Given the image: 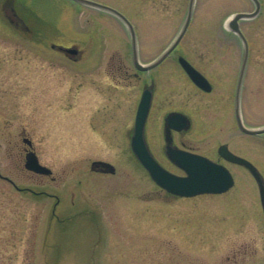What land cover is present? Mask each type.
<instances>
[{"label":"rangeland","instance_id":"obj_1","mask_svg":"<svg viewBox=\"0 0 264 264\" xmlns=\"http://www.w3.org/2000/svg\"><path fill=\"white\" fill-rule=\"evenodd\" d=\"M19 1L37 33L12 30L0 0V172L17 186L0 177V264H222L227 255L237 260L226 264H264L258 187L242 166L217 152L227 144L264 172V134L243 133L235 121L244 44L228 26L235 13L254 11V1L195 0L181 43L154 68L146 134L155 157L183 173L167 158L163 138L167 112L182 110L192 120L182 139L226 164L236 178L235 195L190 198L169 196L133 156L130 135L144 86L131 79L116 87L96 62L113 59L117 68L135 69L127 24L76 0ZM99 2L132 23L140 59L147 62L174 41L190 0ZM261 3L258 16L241 21L249 42L241 113L253 128L264 127ZM72 45L82 61L57 47ZM180 54L208 77L212 92L189 81L177 63ZM24 137L51 175L25 168ZM94 160L112 163L116 172H95Z\"/></svg>","mask_w":264,"mask_h":264},{"label":"water","instance_id":"obj_2","mask_svg":"<svg viewBox=\"0 0 264 264\" xmlns=\"http://www.w3.org/2000/svg\"><path fill=\"white\" fill-rule=\"evenodd\" d=\"M85 3L97 5L101 8L109 10L119 17H121L130 27L133 37V48H134V61L137 68L142 70L151 69L161 63L172 51L177 47L182 38L184 37L189 24L192 19L193 7L195 0H190L189 12L186 22L178 34L173 43L161 54V56L148 66L142 65L138 60L137 40L134 27L131 22L121 13L115 9L98 3L93 0H78ZM255 2V10L253 12H238L234 14L228 26L230 30L236 33L243 41L245 47V57L240 74L238 90H237V119L240 129L248 134H260L264 132L263 128H249L246 127L241 118L240 114V92L242 87V81L245 73L246 63L249 53L248 40L240 27V20L249 19L256 17L261 9L259 0H253ZM69 53H77L76 49L66 48ZM181 66L187 72L191 80L201 89L205 91L212 90V84L206 78V76L199 71L186 57L183 55L178 58ZM152 102V92L146 89L141 97L134 126V134L131 138V148L141 162V164L147 169L151 178L167 192L176 196H195L203 193H222L227 191L234 183V178L230 170L223 164L215 162L210 158L194 154L185 150H181L173 146V135L172 131L175 130H187L191 126L190 118L179 111H173L167 114L165 117V141H166V155L168 158L181 169L184 170L185 175H177L165 167H163L152 155L145 138V125L148 118ZM25 142L32 146V141L25 138ZM219 154L227 161L237 163L247 167L258 182L260 189V196L262 204L264 206V180L260 171L257 167L248 159L233 153L227 145H221L219 147ZM92 169L99 170L106 173H115V166L107 161L95 160L92 162ZM25 167L33 172L50 175L52 170L45 165H42L36 152L31 149L27 151L25 158Z\"/></svg>","mask_w":264,"mask_h":264},{"label":"flooded vegetation","instance_id":"obj_3","mask_svg":"<svg viewBox=\"0 0 264 264\" xmlns=\"http://www.w3.org/2000/svg\"><path fill=\"white\" fill-rule=\"evenodd\" d=\"M4 3L9 9L8 10L9 11L8 20L7 21L12 26L11 29L14 30V31H17L19 34H21L23 36L26 35V37L30 36V35L34 36V34L37 33V32H36L35 28L32 25H35L36 22L33 19H27L22 14L24 3H21L19 0H4ZM17 4L21 8H19ZM72 47L76 48V46H74V45H72ZM173 53L170 56H168L162 63H160L159 67L161 65H163V63H165V61L169 57H171L173 55ZM68 57H70V59L72 61H75V62L82 61V53H81L80 50H78V53H76V54H68ZM156 58H153V59H151V60H149L147 62H143L140 59V62L142 64H144V65H148V64L152 63ZM96 62L97 63H103V66L105 68L103 70V73H105V77L107 78V80L110 81V83L112 85L115 84L116 87H119V86L124 87V83H128V81H130L131 79L132 80L134 79L137 82H139L140 84H142L144 86V88H149L152 91L153 100H154L155 95H156V91H155V85H156V80L155 79L156 78H155V75H154V72H155L154 68H152L150 70H140V69L135 68L134 70L131 71L129 69H125L124 67H122V65H118V68H117V66L113 62V59L112 60H108V59H102L101 58L100 60H96ZM177 63L180 66L178 60H177ZM118 64H120V63H118ZM114 67L117 68V69L114 70ZM189 81H191V80L189 79ZM235 102H234V104H235ZM151 108H152V106H151ZM176 111H182V110H176ZM182 112H184V111H182ZM235 121H236V117H235ZM163 129H164V127H163ZM188 131L189 130H184V129L180 130V131L174 130L172 132V135H173V142L172 143L175 146H177V147H179L181 149H187V150H190V151H193V152H197L191 146L187 145V143L182 139V137ZM24 138H27V137H24ZM163 138H164V134H163ZM243 168L248 172V174L251 177L254 178V176L245 167H243ZM260 172H261L262 178L264 180V172H262L261 170H260ZM0 177H2L3 179H5V180L9 181L10 183H12L13 185H15L14 182L11 179H9L7 176L0 175ZM234 179H235V181H234L233 186L226 192L233 191V194L235 195V188H236V184H237L235 176H234ZM254 180H255V183H256V185L258 187V183L256 182L255 178H254ZM226 192H224V193H226ZM224 193H222V194H224ZM258 193H259V200H260V203H261V208H262V211H263V218H264V206L262 204V200H261V197H260V189L259 188H258ZM218 195H221V194H218ZM241 204L242 205H248V204H245V203H241ZM235 248H236L235 246L232 247V250L235 249ZM225 258H226V262H228L230 260H233V261L237 260L236 259V255H234V256L227 255ZM226 262L222 263V264H226Z\"/></svg>","mask_w":264,"mask_h":264}]
</instances>
